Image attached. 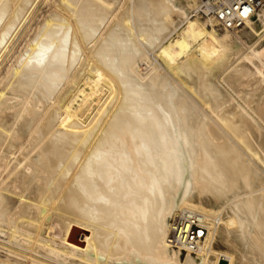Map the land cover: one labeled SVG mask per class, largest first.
<instances>
[{
    "label": "bare ground",
    "instance_id": "1",
    "mask_svg": "<svg viewBox=\"0 0 264 264\" xmlns=\"http://www.w3.org/2000/svg\"><path fill=\"white\" fill-rule=\"evenodd\" d=\"M198 2L0 0V264H264V5Z\"/></svg>",
    "mask_w": 264,
    "mask_h": 264
},
{
    "label": "built area",
    "instance_id": "2",
    "mask_svg": "<svg viewBox=\"0 0 264 264\" xmlns=\"http://www.w3.org/2000/svg\"><path fill=\"white\" fill-rule=\"evenodd\" d=\"M264 5V0H199L196 14L211 20L219 31H235L243 27ZM169 242L185 252L195 254L203 243L207 230L196 215L177 217L172 222Z\"/></svg>",
    "mask_w": 264,
    "mask_h": 264
},
{
    "label": "rangeland",
    "instance_id": "3",
    "mask_svg": "<svg viewBox=\"0 0 264 264\" xmlns=\"http://www.w3.org/2000/svg\"><path fill=\"white\" fill-rule=\"evenodd\" d=\"M77 239H83L81 235L76 236Z\"/></svg>",
    "mask_w": 264,
    "mask_h": 264
}]
</instances>
